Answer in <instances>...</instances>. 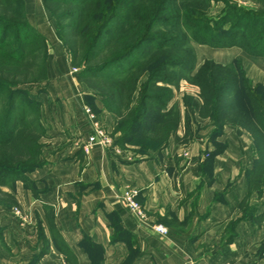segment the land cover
<instances>
[{"label":"crops","instance_id":"1","mask_svg":"<svg viewBox=\"0 0 264 264\" xmlns=\"http://www.w3.org/2000/svg\"><path fill=\"white\" fill-rule=\"evenodd\" d=\"M23 2L29 25L50 47L49 83L33 94L44 152L26 182L1 188L14 194L22 217L0 206V264H264V168L250 135L232 125L214 135V123L199 115L200 100L173 89L169 107L176 104L180 124L163 148L142 155L137 146L114 143L85 154L86 91L54 25L44 21L42 1ZM194 50L196 71L205 61H238L246 78L264 85V58L236 47ZM92 106L103 107L97 99ZM103 109L94 114L112 134L117 120ZM128 186L138 189L143 223L120 204ZM157 225L166 237L154 231Z\"/></svg>","mask_w":264,"mask_h":264},{"label":"trees","instance_id":"2","mask_svg":"<svg viewBox=\"0 0 264 264\" xmlns=\"http://www.w3.org/2000/svg\"><path fill=\"white\" fill-rule=\"evenodd\" d=\"M213 2L224 4L216 18L209 16ZM254 3L255 8L230 0H42L58 27L62 20L67 22L59 27L60 39L65 48L71 46L70 65L79 69L75 76L103 83L104 108L117 120L114 132L120 134L115 144L137 146L142 155L163 148L180 124L176 104L169 107L173 89L186 81L192 89L181 91L200 100L199 115L214 123L213 134H222L226 125L248 133L262 169L264 85L246 78L238 61L225 66L205 61L196 71L193 47H236L264 58V0ZM64 29L75 38L72 45L65 41ZM47 54L45 40L27 21L23 0H0L4 197L10 194L1 188L13 190L17 181L26 182L25 175L40 166V106L25 87L44 79ZM144 73L148 76L140 82ZM190 100L183 97L188 109ZM9 201L15 203L14 197ZM3 202L10 206L8 200Z\"/></svg>","mask_w":264,"mask_h":264},{"label":"rangeland","instance_id":"3","mask_svg":"<svg viewBox=\"0 0 264 264\" xmlns=\"http://www.w3.org/2000/svg\"><path fill=\"white\" fill-rule=\"evenodd\" d=\"M42 0H39V2H41ZM231 2H234V3H237L238 5H241V6H244V7H247V8H255V3H254V0H230ZM223 8H224V4L222 3V2H213L212 4H211V8H210V11H209V16L210 17H213V18H216V17H218L220 14H221V12H222V10H223ZM30 17H31V22H35V20H36V16L34 17L33 15H30ZM47 19H49V21H50V23H52L53 25H54V28H55V31H56V33H58V36L60 37V31H59V27L61 28V29H63V27H64V25H66V21H64V20H62L61 22H60V24H59V27H58V24H57V21L54 19V18H52L51 17V15H50V13L48 12H46L45 11V17H44V21H46ZM30 20V19H29ZM63 31V30H62ZM64 31H65V41L69 44V43H72L74 40H75V38H73L72 37V35L71 36H69L70 35V32L69 31H67L66 29H64ZM44 39V38H43ZM45 40V39H44ZM45 42H46V44H47V47H48V54H47V58L45 59V61H46V63H45V66H46V71H45V77H44V79H41V80H37V82H35V83H32V84H29V85H27L26 87H25V90L32 96V98L34 99V97H33V94H35V93H37V91L38 90H40V91H42L43 89H44V87H46L47 86V84L49 83V80H48V78H47V60H48V56L50 55V47H49V44H48V42L45 40ZM69 45H72V44H69ZM195 46H197V45H195V44H193V47L195 48ZM64 47V46H63ZM70 49H71V46H70ZM69 48H65L64 47V50L66 51V53H67V56H68V60H69V65H70V57H69V50H70ZM72 50V49H71ZM38 62H41V61H38ZM70 71H71V73H72V70L74 69V68H72V66L70 65ZM77 70V72H75V73H72L73 74V76L75 77V79H76V81L79 83V84H81L83 87H84V89H85V91H86V97H84L85 99V102L87 103V105L88 106H84L83 107V111L85 110V108H87V109H89L93 114L94 113H97V114H99V113H102V108H104V85H103V83L102 82H100V81H98V80H93V79H88V80H79L75 75H76V73H78L79 72V69H76ZM37 72V71H36ZM38 74V73H37ZM36 74V75H37ZM142 77L140 78V82H142V81H144L146 78H147V74H142L141 75ZM142 79V80H141ZM81 81V82H80ZM83 82V83H82ZM192 89V86L191 85H189L186 81H181L180 82V85H179V91H181V90H184V89ZM92 89H95V90H92ZM97 99V101H100V102H102V105H103V107L101 108V109H99V108H95L96 109V112L95 111H93V100H96ZM40 106V105H39ZM39 109H40V107H39ZM103 110H105V108L103 109ZM98 111V112H97ZM106 111V110H105ZM107 112V111H106ZM108 114H110L109 112H107ZM100 115V114H99ZM110 115H112V114H110ZM39 116H40V112H39ZM113 116V115H112ZM114 117V116H113ZM40 119V118H39ZM115 119V118H114ZM116 120V119H115ZM40 121V120H39ZM102 123H103V125H104V118H102L101 120H100ZM112 134H114V132H112ZM112 137L114 138V135H112ZM43 138V137H42ZM42 138L40 139V142L42 141ZM39 142V143H40ZM114 143V142H113ZM132 145V144H131ZM132 147V146H131ZM43 148H44V145L43 144H41L40 143V150H39V153H40V156L42 155V153L44 152L43 151ZM139 147H135L134 149H138ZM39 164L41 165L42 163L40 162V160H39ZM128 187H131V186H128ZM13 197H14V194H10V196H8V197H4V195L3 194H0V206H4V202L3 201H6L7 202V200H8V202L9 203H11V204H9V203H7V205H10L9 206V208H10V211H13V213H14V211H19L20 213H21V211L20 210H22L21 209V207H20V205L19 204H17V202L15 201V198H14V202L15 203H12V201H9V200H11V199H13ZM2 204V205H1ZM15 214V213H14ZM16 217H17V215H16ZM158 226V225H157ZM17 228V227H16ZM0 229H1V232H0V240L2 241V238H3V229L0 227ZM17 229H19L20 230V228H17Z\"/></svg>","mask_w":264,"mask_h":264},{"label":"built area","instance_id":"4","mask_svg":"<svg viewBox=\"0 0 264 264\" xmlns=\"http://www.w3.org/2000/svg\"><path fill=\"white\" fill-rule=\"evenodd\" d=\"M75 72H77V70L73 69L72 73ZM84 112L87 115L88 121L90 123L91 135L87 138L86 143L82 147L83 152L85 154H89L92 146H99L104 150L114 147V140L111 136V133L105 126V123L103 125V123L100 121L102 118H99L87 108H85ZM137 196L138 189L126 187L119 195V200L124 210L133 215L140 223H143L146 216L142 207L137 202ZM14 213V215H17V217H22L18 210L14 211ZM154 231L163 237H166L169 233L166 228L159 225L154 227Z\"/></svg>","mask_w":264,"mask_h":264}]
</instances>
